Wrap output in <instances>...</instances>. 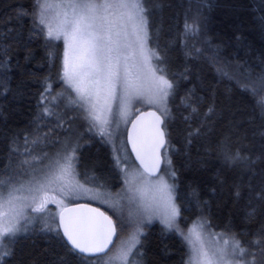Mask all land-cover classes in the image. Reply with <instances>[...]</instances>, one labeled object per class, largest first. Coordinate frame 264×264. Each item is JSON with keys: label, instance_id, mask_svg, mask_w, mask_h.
<instances>
[{"label": "trees", "instance_id": "1", "mask_svg": "<svg viewBox=\"0 0 264 264\" xmlns=\"http://www.w3.org/2000/svg\"><path fill=\"white\" fill-rule=\"evenodd\" d=\"M34 7L35 0H0V178L5 181L17 178L16 164L26 153L39 157L31 149L54 127L52 100L66 88L60 79L63 41L49 40L38 28ZM147 7L149 44L160 56L155 64L174 83L165 117L166 158L175 172L179 223L186 227L203 217L215 231L256 239L253 234L264 227V200L256 197L264 191V95L251 96L237 85L264 73V0H148ZM95 140L80 152L79 178L89 182L86 176L93 174L121 186L113 146L100 136ZM225 147L255 163L250 169L226 163ZM252 207L256 214L250 217ZM40 228L21 232L11 244L9 237L4 247L12 254L0 264H86L69 250L62 232ZM141 241L132 254L138 264L188 259L181 235L158 222Z\"/></svg>", "mask_w": 264, "mask_h": 264}, {"label": "snow or ice", "instance_id": "2", "mask_svg": "<svg viewBox=\"0 0 264 264\" xmlns=\"http://www.w3.org/2000/svg\"><path fill=\"white\" fill-rule=\"evenodd\" d=\"M147 3L148 0H35L33 15L37 25L47 30L49 40H62L65 45L60 79L75 93L70 103L82 110L89 131L111 139L121 123L131 122L128 117L134 101L154 105L160 115L141 114L131 122L133 132L127 139L139 165L126 156L114 157L125 185L115 195L94 191L76 179V147L70 145L25 180L0 178V247L9 237L27 231V224L34 219L24 214L23 209L29 208L40 214L38 219L50 215L51 223H46L44 230L58 235L62 232V238L71 246L69 250L81 254L86 264H130L133 250L142 246L143 223L157 216L166 229L181 235L187 247L185 264H264V227L253 234L256 239L249 241L231 230L213 233L206 220L193 222L187 231L178 223L181 208L176 202V185L166 178L174 177L175 172L161 170V163H172L166 158L169 141L164 118L169 115L167 102L174 83L163 68L152 65V58L160 60V56L147 47ZM237 87L251 96L264 95V73L255 81H241ZM260 110L264 111V103ZM144 115L153 118L152 124L137 131ZM160 149L165 150L164 156ZM223 154L231 165L243 164L250 169L255 163L239 149L233 152L225 147ZM84 196L108 204L116 218L86 204L68 207L67 201ZM256 197L264 200V191L256 193ZM49 204L57 205L60 211L53 213ZM126 208L128 216L135 217V227L125 238L128 221L121 214ZM255 214L256 208L252 207L249 216ZM221 235L227 238L220 239ZM253 247L256 252H252ZM11 254H0V260Z\"/></svg>", "mask_w": 264, "mask_h": 264}, {"label": "rangeland", "instance_id": "3", "mask_svg": "<svg viewBox=\"0 0 264 264\" xmlns=\"http://www.w3.org/2000/svg\"><path fill=\"white\" fill-rule=\"evenodd\" d=\"M52 2L55 3L56 0H52ZM38 28L41 30V26H38ZM44 31L47 32L46 29H44L42 32H44ZM148 37H149V31H148ZM63 45H64V43H63ZM147 47L149 49H152L150 44H149V39H148ZM64 49H65V45H64ZM154 58L155 57L152 58V65L154 67H157L155 64ZM63 84L66 88H63L61 90V93L56 94L52 100L51 117H52V125H54V127L52 129H50L49 133L47 132L48 134L44 133L45 138L42 139V143L40 145H37L33 149H31V152H30V153H35L37 156H39L40 159H37L38 158L37 157L34 160L35 157L31 158V156H28V154L26 153L27 156L25 155L24 159L20 163L16 164L17 169L14 171V175H15V178L16 177L17 178L14 180L12 179V181L15 182V181L27 179L28 176L33 173L34 169L42 168L43 164H46L48 162V160L55 157L56 153L63 152L65 150V146H68V145H70L72 147H76V156H77L76 171H77V173H79L78 164H79L81 150L89 143L88 142L89 140L90 141L91 140L96 141L95 139L100 136L94 130L93 131L88 130L89 125H88V122L83 118L82 110L70 103V100L72 98H74V96L69 94V91H72V90L70 88H68L64 82H63ZM167 107L169 109V99L167 102ZM137 108H139V111H141V110H143V108L147 109V108H156V107L154 105H148V104L141 103L139 101H134L132 108H131V114L128 117V119L130 121L138 113L136 111ZM129 125H130V123H128L127 125L121 123L119 129L114 132L111 139H109L107 137H102V136H100V138L104 141H108V143L110 142V144L113 146L112 148L114 149V153H113L114 156H116V155H120L121 157L126 156L129 158V160L131 162H134L138 166L139 164L133 159L131 153L129 152V149L127 148L128 147V145H127V130H128ZM45 154H47V158H45ZM25 160L28 161L27 164L24 163ZM42 161H43V163H42ZM162 171H166L169 174L171 172H174L171 165L170 166L164 165V168ZM23 175H26V176H23ZM79 176H80V174L76 177V179H78L81 183H84L86 187L92 188L94 191H99L100 193H110L112 195H115L116 193L121 192V190L125 187L124 177H123V182H122L121 186H116L115 184L118 183V180H116L117 182H115V180H114L111 182H107L108 184H105L102 181H99V180H105V179H103L102 177L97 179L93 174H90V175L86 176V178L89 180V182H83L79 178ZM166 178H169L170 183H175V185H176L175 176L174 177L166 176ZM175 194H176V202L178 204L177 192H175ZM75 202H91V203L103 206L108 210L107 212L112 214L114 219L116 218V213H114L113 209L108 204L101 203L98 200L88 199L86 196H84V197L77 199V200H69V201H67V204L69 205V204H72ZM122 203H126V201L122 202ZM48 207L52 210L53 213H57L60 211V209L55 204H49ZM132 207H133V210H135V205H133ZM23 211H24V214L26 216L34 217L32 222L27 224V230L36 226V227H41L40 229L45 231L44 225L46 223H51V216L50 215L44 216L43 219H38L36 217H38L40 214L32 213L29 208H25V209H23ZM121 215H123L125 220L128 221L125 224V231H124V237L126 238L127 235L135 227V224H134L135 217H129L128 216V209L127 208L125 209V211ZM57 220H58V218H57ZM203 220H205V218L202 217V218L195 220L194 222L203 221ZM154 222H158L164 226V224L161 223V220L159 219V217L154 216L150 222L145 220V222L143 223V225H142L143 233H145L146 229ZM38 223H39V225H38ZM178 223H179V218H178ZM192 224H193V222L190 223L189 226L182 227L180 225V227L183 228L185 231H187L189 228L192 227ZM211 231L213 233H216V234H222V232L215 231L212 228H211ZM24 232H26V231H24ZM142 236H141V238H142ZM219 238L220 239H226L227 237L221 235V236H219ZM12 240H13V237H10L9 238L10 244H11ZM5 245H6V242L4 243V245L2 247H0V254L4 253L7 250L4 247ZM134 250H133V252H134ZM129 261H130V264L132 261H135V264L139 263V260H138L136 255L132 256V257L130 256ZM116 264H121V262L117 261Z\"/></svg>", "mask_w": 264, "mask_h": 264}, {"label": "water", "instance_id": "4", "mask_svg": "<svg viewBox=\"0 0 264 264\" xmlns=\"http://www.w3.org/2000/svg\"><path fill=\"white\" fill-rule=\"evenodd\" d=\"M150 112H156L157 115H160L159 111L156 109V108H147V109H143L141 111H139L134 117L133 119L131 120V122H136L137 120V117L138 116H141V114H146V113H150ZM152 120L153 118L150 117V116H147V115H144L143 116V120H142V123L141 125H138V129L137 131H139L141 128H144V129H147L151 126L152 124ZM165 120V123H166V118H164ZM130 122V125L128 127V130H127V137L129 135L132 134L133 132V129H132V123ZM166 139L168 140V134H167V130H166ZM127 144L129 146V149L133 155V158L135 159V161L139 164V161L136 160V156H135V153L132 151V144L130 141H128L127 139ZM168 145V144H167ZM166 145V147H167ZM164 152L165 150L164 149H160V153L162 156H164ZM164 163H161V170H163L164 168ZM80 204H86L88 205L89 207H92V208H98L100 211L102 212H105L106 215H109V216H112L109 212H107L104 208H102L101 206L97 205V204H94V203H91V202H75V203H72V204H69L68 207H76L77 205H80ZM113 217V216H112ZM114 218V217H113ZM115 240V238H114Z\"/></svg>", "mask_w": 264, "mask_h": 264}]
</instances>
